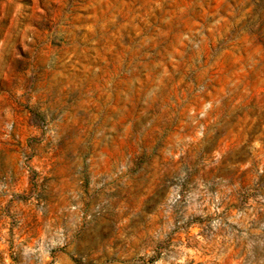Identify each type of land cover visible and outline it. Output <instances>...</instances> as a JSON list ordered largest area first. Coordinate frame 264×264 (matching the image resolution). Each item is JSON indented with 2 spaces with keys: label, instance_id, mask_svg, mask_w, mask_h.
<instances>
[{
  "label": "rangeland",
  "instance_id": "rangeland-1",
  "mask_svg": "<svg viewBox=\"0 0 264 264\" xmlns=\"http://www.w3.org/2000/svg\"><path fill=\"white\" fill-rule=\"evenodd\" d=\"M0 264H264V0H0Z\"/></svg>",
  "mask_w": 264,
  "mask_h": 264
}]
</instances>
